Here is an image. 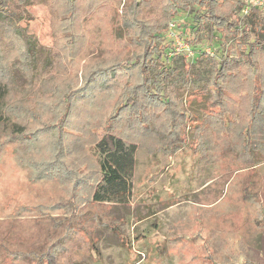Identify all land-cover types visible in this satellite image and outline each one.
Wrapping results in <instances>:
<instances>
[{
    "label": "trees",
    "instance_id": "trees-1",
    "mask_svg": "<svg viewBox=\"0 0 264 264\" xmlns=\"http://www.w3.org/2000/svg\"><path fill=\"white\" fill-rule=\"evenodd\" d=\"M32 2L0 0V155L9 149L24 188L40 195L4 207L30 217L26 225L36 229L33 246L22 251L17 244L21 251L9 256L28 264H80L78 241L69 235L88 234L87 223L99 224L106 209L128 203L139 149L172 157L187 147L203 163L248 169L264 162V12L250 0H48L62 16L54 34L66 50L51 54L66 70L77 68L76 51L88 45L76 33L79 13L100 21L109 46L82 63L80 87L66 84L54 94L47 124L38 118L40 103L28 108V91L16 84V75L35 84L38 46L17 13ZM169 32L191 46L193 61L175 51ZM204 39L218 46L217 54L198 46ZM187 100L204 104L200 115L188 113ZM249 187L241 197L260 207L253 223L264 230V208ZM46 188L54 197L44 195ZM63 214L72 216L67 226ZM169 241L190 250V239ZM85 243L95 250L92 240ZM222 263L210 255L205 262Z\"/></svg>",
    "mask_w": 264,
    "mask_h": 264
},
{
    "label": "rangeland",
    "instance_id": "rangeland-1",
    "mask_svg": "<svg viewBox=\"0 0 264 264\" xmlns=\"http://www.w3.org/2000/svg\"><path fill=\"white\" fill-rule=\"evenodd\" d=\"M18 8L17 13L24 18L19 25L35 38L38 55L34 59L35 84L27 85L18 75L16 84L22 91H28L25 98L28 108L35 102L40 103L42 111L38 118L47 124L53 115L47 104L55 101L54 94L58 97L66 84L77 88L83 84L81 69H78L84 61L105 54L108 34L102 31L100 21L91 22L88 16L79 13L76 33L84 36L88 45L76 51L77 68L66 70L67 67L51 54L64 56L66 51L59 49L54 34L60 33L62 18L56 5H50L48 0H34ZM238 15L243 17L242 13ZM172 34L174 36L167 39L175 44L179 36ZM198 46L210 54L219 51L217 45L206 39ZM189 48L190 54L182 55L191 62L195 51ZM181 63L179 61V65ZM186 97L187 92H184L183 100ZM185 108L189 114L200 115L204 104L187 100ZM8 151L0 155V264H28V260H16L9 255L33 246L31 236L36 229L26 225L30 217L13 216L11 210L4 207L14 199L27 201L30 193L34 198L40 195L34 196L28 192L29 188H24L23 172ZM246 186L255 189L264 208V162L248 169L240 168L235 162L203 163L187 147L172 157L162 153L151 156L139 149L135 153L128 203L113 206L110 211L106 209L99 224L87 223L88 234L69 235L73 243L78 241L79 244L74 243L78 247L74 249L76 260L80 264H182L190 259V264H205L210 255L211 259L226 264L246 260L264 264V230L257 229L253 223L254 217L261 216L262 211L257 205L243 201L241 190ZM48 188L44 195L54 192ZM44 195V199L49 198ZM63 201L69 203L66 197ZM70 217L63 214L64 225H68ZM48 227L47 224L45 228ZM171 239L177 242L190 239V250L177 249L179 244L173 246ZM206 239L210 242L207 250L203 247ZM90 240L94 251L85 249L88 247L85 242ZM17 244L21 250H16Z\"/></svg>",
    "mask_w": 264,
    "mask_h": 264
},
{
    "label": "built area",
    "instance_id": "built-area-1",
    "mask_svg": "<svg viewBox=\"0 0 264 264\" xmlns=\"http://www.w3.org/2000/svg\"><path fill=\"white\" fill-rule=\"evenodd\" d=\"M250 3L253 5V6H256L258 8H260L261 11L264 12V0H250ZM246 13V11H245ZM173 25H170L169 29L172 27ZM172 33L169 32L168 34V37H171ZM175 51L178 52V53H189L190 54V49H189V46L184 44L183 42H181L179 39H177L175 41Z\"/></svg>",
    "mask_w": 264,
    "mask_h": 264
}]
</instances>
